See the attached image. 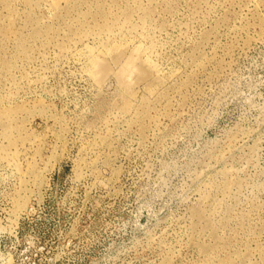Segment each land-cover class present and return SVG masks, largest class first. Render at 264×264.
I'll return each instance as SVG.
<instances>
[{"label":"rangeland","instance_id":"374dc122","mask_svg":"<svg viewBox=\"0 0 264 264\" xmlns=\"http://www.w3.org/2000/svg\"><path fill=\"white\" fill-rule=\"evenodd\" d=\"M0 264H264V0H0Z\"/></svg>","mask_w":264,"mask_h":264},{"label":"bare ground","instance_id":"6f19581e","mask_svg":"<svg viewBox=\"0 0 264 264\" xmlns=\"http://www.w3.org/2000/svg\"><path fill=\"white\" fill-rule=\"evenodd\" d=\"M140 70V69H139ZM138 71V70H137ZM139 72V71H138ZM140 74V73H139Z\"/></svg>","mask_w":264,"mask_h":264}]
</instances>
